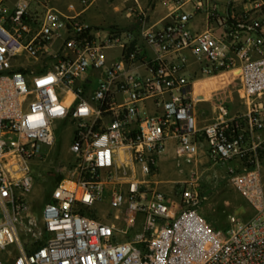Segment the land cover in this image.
I'll return each mask as SVG.
<instances>
[{"label":"built area","instance_id":"obj_1","mask_svg":"<svg viewBox=\"0 0 264 264\" xmlns=\"http://www.w3.org/2000/svg\"><path fill=\"white\" fill-rule=\"evenodd\" d=\"M124 1L136 20L107 28L73 3L0 1V264H264V0H169L160 25ZM58 126L72 161L52 167L62 178L37 213L32 166ZM169 140L185 163L204 142L253 212L202 211L195 171L165 191ZM105 198L111 221L87 214Z\"/></svg>","mask_w":264,"mask_h":264},{"label":"rangeland","instance_id":"obj_2","mask_svg":"<svg viewBox=\"0 0 264 264\" xmlns=\"http://www.w3.org/2000/svg\"><path fill=\"white\" fill-rule=\"evenodd\" d=\"M3 1V0H0ZM117 0H96L84 17L86 21L93 25H100L102 27L119 26L128 27V23L125 22V18L120 16L113 10L112 5L109 3ZM149 5L150 0H145ZM49 4L57 7L60 10L66 11L67 5L72 0H48ZM97 11H96V7ZM136 17H133V21ZM205 108L200 114L203 121L209 122L212 118V110L210 106L205 104ZM235 112H244L245 107L240 103L238 97L235 98L234 104ZM199 115V114H197ZM199 117V116H198ZM72 128L58 126L56 130V142L55 146L48 155V159L39 166H32V172L35 178V184L30 194V202L32 209L39 213L43 204L50 198L51 190L55 183L56 175L52 171L54 166H67L72 161V155L69 150ZM44 152L47 149H43ZM216 178L209 176H203L201 181V190L203 194L207 195V201L202 207V211L213 214L219 218L222 222L226 223L227 216L229 214H237L239 216L247 217L251 214V207L247 204L244 197L238 192L233 190L226 179L224 178L223 171L216 169ZM161 187L169 194L176 197V183H162ZM115 208L111 206L109 200L105 198L102 201L96 202L90 207L87 212L103 221H111ZM122 226V225H121ZM135 230L139 227V222L134 224Z\"/></svg>","mask_w":264,"mask_h":264},{"label":"crops","instance_id":"obj_3","mask_svg":"<svg viewBox=\"0 0 264 264\" xmlns=\"http://www.w3.org/2000/svg\"><path fill=\"white\" fill-rule=\"evenodd\" d=\"M95 1L96 0H90L87 6L82 5L79 2V0H72L71 2L74 4L75 11L80 12V17L85 21V23L89 25H93V24L86 21L84 15L88 11V9L92 5H94ZM137 1H138L137 3L138 7H139L138 9L139 10L141 9L146 14V19H145L146 25H154V24L160 25V23L166 21V17L169 14L170 9H171V2L169 0H150L149 5H147L148 3L145 0H137ZM109 3L112 5L114 11H116L120 16H123L126 19L124 23H128V25H132L133 16L126 17L125 15L126 7L128 5L127 2H125L124 0H117L116 3H114L113 1ZM95 7L97 11L98 6H95ZM138 9L135 8L136 11ZM93 26H100V25H93ZM205 106H206L205 104H199L197 106V114H199L197 115V117L199 116L198 121H197L198 126H203L204 124L208 123L206 121H203V119L200 117V114L205 108ZM205 152H206V144L203 142L200 155L194 163H185L183 161L178 162L175 158V142L174 140H169L166 144L164 155L160 159L158 168L156 170L157 179L165 183H174V182L177 183V182L190 178L191 172L195 171L199 174V182L201 185L203 176L211 175V177H214V178H216V176L218 177V175L216 174V169H220V171H223L224 178L226 179L225 177L226 167L221 166V167L214 168L211 165V162H209V160L207 159ZM252 212L253 210L251 211V213Z\"/></svg>","mask_w":264,"mask_h":264},{"label":"trees","instance_id":"obj_4","mask_svg":"<svg viewBox=\"0 0 264 264\" xmlns=\"http://www.w3.org/2000/svg\"><path fill=\"white\" fill-rule=\"evenodd\" d=\"M133 25L135 26V25H136V23H135V24H133ZM61 178H62V176H61V175H58V176H56V178H55V183H56V182H58V181H59ZM49 199H50V198H49ZM49 199H48V200H49ZM48 200H47V201H48ZM83 213H85V212H83ZM87 214H88V215H91V214H89L88 212H87ZM92 216H93V215H92ZM39 243H42V241H40Z\"/></svg>","mask_w":264,"mask_h":264}]
</instances>
